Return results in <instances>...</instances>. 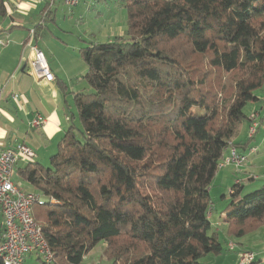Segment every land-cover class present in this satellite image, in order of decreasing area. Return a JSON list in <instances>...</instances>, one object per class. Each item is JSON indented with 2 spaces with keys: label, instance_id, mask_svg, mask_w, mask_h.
<instances>
[{
  "label": "trees",
  "instance_id": "trees-1",
  "mask_svg": "<svg viewBox=\"0 0 264 264\" xmlns=\"http://www.w3.org/2000/svg\"><path fill=\"white\" fill-rule=\"evenodd\" d=\"M119 3L124 34L83 41L76 113L48 163L29 161L20 178L47 197L32 214L56 264H81L100 242L110 264H204L224 242L210 219L212 180L263 98L264 0ZM251 124L238 153L256 152ZM243 187L235 177L221 194L235 238L264 226V183Z\"/></svg>",
  "mask_w": 264,
  "mask_h": 264
},
{
  "label": "crops",
  "instance_id": "crops-1",
  "mask_svg": "<svg viewBox=\"0 0 264 264\" xmlns=\"http://www.w3.org/2000/svg\"><path fill=\"white\" fill-rule=\"evenodd\" d=\"M3 4L5 12L0 15V153L20 143L32 150L33 158L28 161L21 160L15 166L14 180L20 184L19 180H16L20 178L18 171L20 167L29 161L44 164V161L56 151L57 142L74 111L73 95L86 87L83 74L87 68L79 54V48L83 44L79 46H76L75 42L72 44L75 39L68 27L55 26V13L61 3L51 4L49 0H4ZM32 45L44 53L48 67L54 75L53 81H45L30 73L28 65L32 58L30 48ZM257 94L264 96V85ZM260 103V100L251 103L247 111L259 108ZM36 115H41L44 122L41 126L32 128L30 122ZM261 115H264V107ZM263 124L264 118L260 121V125ZM247 131L248 121L244 120L234 142L242 143L247 140ZM238 143L237 149L246 152L247 146L243 147ZM249 146L255 145L250 142ZM252 159L264 167L263 159ZM242 171L236 174L232 166L228 165L220 168L217 176L240 177L243 181L249 180L248 176L251 173L256 179L261 177L245 168ZM26 190L39 192L32 185H28ZM215 215L213 213L210 219L213 220L212 225L219 222L215 229L223 237L224 242L233 241L236 252L252 250L255 251V260L257 256L260 257L259 260L263 259L264 226L254 230V233L261 236L258 235V238L253 240L252 247L255 249H250L235 240V237L225 234V224L221 222L224 217L222 212L216 218Z\"/></svg>",
  "mask_w": 264,
  "mask_h": 264
},
{
  "label": "rangeland",
  "instance_id": "rangeland-1",
  "mask_svg": "<svg viewBox=\"0 0 264 264\" xmlns=\"http://www.w3.org/2000/svg\"><path fill=\"white\" fill-rule=\"evenodd\" d=\"M69 8L70 7H68L67 9L66 6H64L62 3L59 4L55 13V26L59 25L63 27H68L70 29L69 31L72 32V35L74 37L73 39H75V41H73L72 44H74L75 42L76 46L82 45L83 41L85 42L87 40H91V41L108 40L113 38L115 35L124 34V31L126 29V25H125L126 16H125V10L122 8L121 4L119 3V0H80V2L77 5L73 6L71 10ZM79 36L80 37L83 36V37L80 38ZM219 75H220V78H218L219 82L223 80L224 82L228 83L231 80V76H224L222 78L221 74ZM261 101H262V106H264V96ZM261 112L262 111L255 113L253 110H250L249 112L247 111V114H249L248 121L250 123L251 122L257 123L259 125L257 131L254 130L253 132L254 136L251 139L253 145L256 146V152L251 156L249 155L250 159L248 157L247 161L244 163L243 166L239 167L238 169L234 167L236 174L240 173V171H242V169L245 168L246 170H250L251 172H253V174H256L257 176H261L258 179H256V177H254V179L252 180L245 179L243 181L244 184L243 192H249L254 189H257L261 186V184L264 183V176L262 175L264 174V167H261V165L257 163L256 160L252 159V158H256V159L264 160V124L260 125L259 122V120L262 119V117L264 118V116L261 115ZM74 113H76L75 109H74ZM74 120H76L75 122L78 121L77 114ZM228 148L230 149L231 146H229ZM248 149L249 148H247V150ZM47 163H48V159L44 161V164ZM234 178L233 176L220 178L219 176L216 175L212 180L210 186V196L213 204L212 213L216 214L214 218H216V216L220 214V212H222V214L225 215V213H227V211L229 210L226 207L227 204L229 203V196L227 198L222 199L221 194L225 193L228 186L233 183ZM16 180H19L20 186L24 190H26L27 186L30 185L21 178ZM261 232L262 231H260V233ZM258 235L260 234L251 231L246 233L244 236L236 237L235 240L242 242L243 245H247L250 249L252 248L255 249V247H252V244H253V240ZM226 242L222 243L223 248L220 253L218 254L208 253L200 259L201 262H203L204 264H234L235 261L236 264L240 263L239 251L236 252V249H229L228 247H226L227 246ZM228 242L234 243L235 246V242L233 241H228ZM240 242L238 244H240ZM238 244L236 243L237 246H239ZM105 246H106L105 242H100L90 252L87 253L81 264H110V261L107 260L103 252V248ZM247 251H252V250H247ZM254 252L255 251H253V253ZM259 258L260 257L257 256L256 260L253 262L251 261L250 263L264 264V257L262 260H259ZM24 264H43V262L40 259L36 258V255H32L31 257H27L24 260Z\"/></svg>",
  "mask_w": 264,
  "mask_h": 264
},
{
  "label": "built area",
  "instance_id": "built-area-1",
  "mask_svg": "<svg viewBox=\"0 0 264 264\" xmlns=\"http://www.w3.org/2000/svg\"><path fill=\"white\" fill-rule=\"evenodd\" d=\"M49 2L51 4L59 2L66 7H73L80 0H49ZM30 48L32 50V58L28 65L30 73L45 81H53L54 75L48 67L44 53L34 45ZM43 122L44 118L36 115L30 122V126L39 127ZM257 127V123H252L249 135L253 134ZM252 152H255V148H251L247 154H242L231 147L220 166L229 164L238 169L244 165L247 155ZM33 156L32 150L22 143L0 153V258L3 264H24L25 258L32 254L36 255L43 264H55L53 253L32 214L33 207L45 203L47 197L40 192L22 189L14 180V169L17 163L21 160L28 161ZM227 246L233 249L234 244L228 242ZM239 258V264H248L255 260V255L253 251L244 250L239 253Z\"/></svg>",
  "mask_w": 264,
  "mask_h": 264
}]
</instances>
